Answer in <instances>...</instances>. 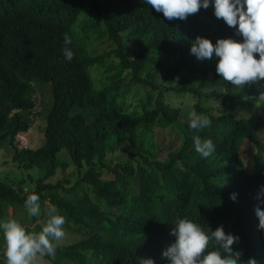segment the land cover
<instances>
[{"label": "trees", "instance_id": "1", "mask_svg": "<svg viewBox=\"0 0 264 264\" xmlns=\"http://www.w3.org/2000/svg\"><path fill=\"white\" fill-rule=\"evenodd\" d=\"M91 2L97 21L75 36L73 28L80 13ZM100 24L103 34L116 45L112 53L119 58L114 65L119 70L109 78V85L94 90L88 68L103 64L107 54H92L86 45L89 31ZM65 33L71 39L67 45L73 52L70 61L63 53ZM125 36L133 39L137 49L125 43ZM146 36L147 42L141 46L140 39ZM197 37H206L213 44L222 38L243 42L236 28L215 17L211 4L186 20L169 21L145 0H0V144L7 139L12 142L17 133L31 126L36 107L34 84H50L53 98L45 142L36 148L13 146L11 155L22 165H38L45 171L36 179L31 177L35 189L29 193L23 192L21 182L0 181V214L7 205L25 207L24 201L32 193L40 197V205L48 199L57 205L66 220L64 227L80 237L55 244V258L43 256L52 264H139L141 258L168 264L160 237L168 236L165 248L169 247L175 241L171 235L175 222L184 218L205 232L222 225L227 234L239 237L233 251L242 252L241 264L250 258L264 264V231L258 229L255 213L257 207L264 209V170H247L239 161V148L246 137L264 150L258 132L264 130V117L237 120L232 115L238 108L256 104L264 92V81L242 88L224 82L221 96L214 90L222 82L216 72L218 58L211 65L191 54ZM172 54L178 57L165 68L166 58ZM190 65L201 73L198 84L182 83L174 91L198 97L193 111L208 116L210 126L194 131L189 122L183 124L179 144L164 158L141 147L143 164L139 162L136 168L130 159L115 165L102 163L114 173L111 179L103 178L95 153L102 161L112 144L136 139L143 144L151 126L167 128L179 122L180 109L164 99L169 90L154 82L155 70L164 66L167 78ZM122 69L130 71L129 77H121ZM142 72L146 78L139 76ZM138 83L150 84L152 93H132ZM129 97L132 100L127 102ZM203 97L220 99L217 115L202 108ZM195 135L213 141L212 155L203 158L195 151ZM62 152L77 167L86 165L69 187H65L70 182L67 178L47 181L59 165L66 168ZM235 161L241 164L237 168ZM136 174L140 183L134 191L130 175ZM83 183L91 185L97 202L87 195L69 199L57 192L62 188L75 193ZM233 193L236 200L231 199ZM213 250L226 255L214 241L207 251Z\"/></svg>", "mask_w": 264, "mask_h": 264}, {"label": "rangeland", "instance_id": "2", "mask_svg": "<svg viewBox=\"0 0 264 264\" xmlns=\"http://www.w3.org/2000/svg\"><path fill=\"white\" fill-rule=\"evenodd\" d=\"M92 9V2L86 3L83 7L82 12L78 18L76 26L73 28V33L75 36H80L84 34V26L89 24H94L97 21V14ZM103 26L100 24L96 26L91 31H89V36L87 40V49L92 54H107L105 62L103 64H95L88 68L90 73L93 89L100 90L104 89L107 85H109V78L112 77L118 68H114L115 63L119 62V58L112 53L115 48V44L109 41L102 32ZM127 34V32L125 33ZM147 37H142L140 39V45L144 46L147 42ZM124 41L127 44H130L132 47L137 49V47L133 44V39L129 36L124 37ZM177 54H172L166 59L168 61L165 64V68L170 65L173 61L177 59ZM259 59V58H257ZM217 58L214 56L213 60L209 61L211 65L216 64ZM106 63V64H104ZM121 77L127 75L129 77V70L122 69L120 70ZM164 66L155 70L154 82L161 85L162 87H168V92L165 93L164 99L169 103V105L180 109V118L179 122L171 125L167 128H161L159 126H151L150 131H147L144 136V142L141 144L140 139L136 140H123L120 141L117 145L112 144L111 148L106 149L105 156L102 161L98 160V154L95 153L93 158L95 160L96 166L101 167L102 177L111 179L114 177V173L109 171L106 167L101 166L102 163H106L108 165H115L118 162H125V160L130 159V163L134 165V168L137 167V164L142 162V156L140 152L142 151L141 147H148L150 150L157 154L158 158H164L169 150L176 147L179 142V130L183 124L189 122V114L193 112V106L198 100V97L191 94L178 93L174 91L175 87L178 89L182 83H186L185 85L195 87L200 78L201 73H199L196 69L195 65H190L187 68L182 69L179 73L174 76H169L167 78L164 77ZM212 75V71L209 70L208 77ZM141 78H146V72H142L139 75ZM225 81L222 79L221 84L214 87V90L221 93V96L224 94L223 91V83ZM35 91L33 94V100L36 103V107L34 109V114L32 115L33 120L29 129L24 132H19L15 135L12 142H8V139L3 141L0 144V181L5 184H17L18 182L23 183V192L29 193L35 189V183H33V179L38 178L42 175L45 169H42L38 165L26 166L21 163L14 161L11 158L13 152V146L16 148H29V147H40L45 142L44 130L47 123V117L50 112V109L53 105L52 98V89L49 85H42L39 83L34 84ZM136 90H140V92H149L152 93L150 89V84L146 83L145 85L136 84L135 87L131 90L132 93H135ZM209 90H203V92H207ZM180 94V95H179ZM155 99V95L153 96ZM132 100L131 97L127 99V102ZM201 106L207 112L212 115L218 114L219 109V101L220 99H213L211 97H203L200 99ZM136 103V101H135ZM138 105V111L141 110L140 104ZM133 108L131 107V110ZM232 115L235 119H244V118H252L257 116L264 117V102H256L252 108H238L232 112ZM260 140L264 143V130H258ZM65 152L61 153L62 161H66V168L61 165L58 166L56 172L50 176L47 181L57 182L59 179L67 178L70 182L65 183V187H69L70 184L74 183L77 177H79L86 165L83 164L81 167H77L74 163H72L69 155ZM239 161L242 166L251 171H260L264 170V150H261L254 141L249 140L247 137L243 140L240 148H239ZM238 161H235V167L237 168L241 165ZM121 167H119V170ZM31 181H29V180ZM130 179L134 184V191L139 187V177L138 175H130ZM32 183V184H31ZM138 184V187H137ZM28 191L25 192L24 190ZM59 196L66 197L69 199L75 198L76 196L87 195L91 201L97 202L96 195L93 191L91 185L81 184L80 187L76 190L75 193H67L62 188L57 190ZM101 203V202H100ZM41 206V213L38 217L29 216L25 207L22 206H11L7 205L5 212L0 214V222L5 221L8 218H13L19 222L22 227L29 233H38L44 222H46L48 216V209L52 206L57 208V213L59 215L64 216L62 212H60L57 205L52 204V202L48 199ZM65 237L59 241L54 242V244H64L69 243L73 239L79 238V234L75 233L72 230L66 229L64 226ZM0 264H6V258L4 255L5 242L3 237V230L0 229ZM161 242L163 245V251L166 249V241L168 240V236L161 235ZM36 264H52L45 257H37Z\"/></svg>", "mask_w": 264, "mask_h": 264}, {"label": "clouds", "instance_id": "3", "mask_svg": "<svg viewBox=\"0 0 264 264\" xmlns=\"http://www.w3.org/2000/svg\"><path fill=\"white\" fill-rule=\"evenodd\" d=\"M156 12L171 21L186 20L190 15L197 14L201 8L207 9L210 4L214 15L222 19L228 26L237 29V35L243 37V42L233 38L218 39L215 44L206 37H197L191 47V54L200 60L218 58L217 74L235 87L251 86L264 81V0H145ZM238 26V28H237ZM65 48L63 53L67 60L73 59V52L67 47L71 39L64 34ZM259 55V59L256 55ZM257 102H264V92H261ZM208 116L193 111L189 114V127L200 131L210 126ZM195 151L207 158L215 151L211 139H201L193 136ZM25 192L28 190L25 189ZM264 192V188L261 189ZM236 200V194L231 195ZM40 197L29 194L24 201L29 216L38 217L41 213ZM258 218V229L264 231V209H255ZM48 218L38 233H29L13 218L0 222L5 242L4 255L6 264H36L37 257L50 256L55 258L56 246L65 237L63 226L65 217L57 213V208L48 209ZM210 233V235H209ZM175 237L174 243L163 251V257L168 264H241L242 252H234L233 245L239 243V237L227 234L221 225L215 231L209 228L205 232L200 225L187 218L178 219L171 230ZM223 249L207 251L210 242ZM139 264H155L148 258L139 259ZM244 264H258L250 258Z\"/></svg>", "mask_w": 264, "mask_h": 264}]
</instances>
